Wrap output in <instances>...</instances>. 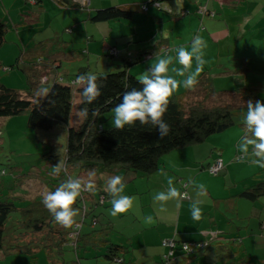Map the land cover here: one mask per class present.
I'll return each mask as SVG.
<instances>
[{"label":"crops","instance_id":"1","mask_svg":"<svg viewBox=\"0 0 264 264\" xmlns=\"http://www.w3.org/2000/svg\"><path fill=\"white\" fill-rule=\"evenodd\" d=\"M151 1L154 0H90L88 2L91 5L87 4L90 7L80 12L86 14L77 16L73 14V19L70 20L72 24L67 22L71 27L66 28L73 29L69 40L59 37L58 33L55 39L44 38L38 41V44L44 45V47L39 46V53L51 55L50 60L56 66L62 61L63 76L72 79V75L81 68H88L99 73L112 70L111 58L108 55L112 48L118 50L122 56H131L146 51L143 54L147 55L132 68L133 74L140 75L148 70L156 59L168 54L175 56V52L170 51L171 49L180 46L190 49L191 41L199 35L207 43V47L203 50L206 61L203 72H208L215 80L227 73L239 72L247 74L248 87L264 86V23L256 22L254 12L257 10V13H264L263 1L164 0L161 3L163 11H158L155 4L150 5ZM145 5L149 6L147 12L140 9ZM110 6L134 7L140 11L131 20L122 19L100 23L91 21V16L95 11ZM18 8L21 13L25 6ZM204 9L214 13L215 16L202 15L200 11ZM55 12L49 16L56 17ZM19 17L23 15L20 14ZM39 19V14H36L35 17L20 18V21L24 20L26 24H29ZM31 25L33 26L31 30H33L35 25L34 23ZM55 43L58 45L53 46L52 44ZM24 50L26 51L27 48ZM62 50L65 55L60 57L57 53L59 54ZM230 56L239 60L242 66L240 67L239 63L235 65L234 60L225 58ZM106 57L108 60L105 59ZM97 63H101L102 67ZM174 66L181 67L178 62ZM195 66L193 60V70ZM137 69L140 71H136ZM224 70L226 71L223 72ZM170 74L175 75L171 72ZM175 78L181 81L184 79L183 77ZM240 86L243 87V84ZM183 88L181 85L180 91ZM187 90L189 89L182 92L185 93ZM176 93L178 92H175L173 96ZM233 129L238 130L236 135L230 134V130ZM230 130L210 137L208 146L202 143L203 145L198 144L185 150L172 151V153L176 152L171 162L172 167H177L175 172L170 173L167 169L168 165L162 163L163 168L161 165L144 181L135 184L136 194L139 195L136 198V205L140 207L142 217L136 211L134 223L139 222L142 226H138L140 230L138 229L127 239L128 243L125 246H129L131 251L125 256L126 264H162L163 255L167 252L162 242L172 238L191 243L204 241L209 245L208 249L191 259H184L181 253H177L170 264H225L230 260H238L242 255L245 256L252 246L256 247L259 238L255 237V232L264 236V226L262 227L264 221L261 220L258 224L253 218L258 214L257 201H248L240 197L239 193L255 178L264 177V174H261L264 170L252 164L250 160L247 163L235 164V161H241L238 157L242 155L235 158V154L240 152L238 143L242 132L236 127ZM218 158L223 160L225 171L222 176L211 177L207 174V167ZM250 168H253V174L250 173ZM241 171L249 172V175L244 174L240 177ZM162 172L166 175H162ZM169 176L174 177L175 186L181 193L184 190L182 185H188L186 189L188 198L180 201L179 206H177V201L170 200L165 206L166 211L160 212V205L154 201L153 197L157 192L167 190ZM135 178L133 173L127 174L125 182H130ZM208 178L215 183L207 181ZM199 184L206 187L205 196H197L196 185ZM195 199L203 201L200 205L203 217L199 221L192 219L190 211L191 201ZM223 203L228 204L231 210L237 213L245 211L244 217L250 213L252 219L249 218L246 221L247 226H241L243 221L239 219L240 226L233 230L225 214L221 213ZM148 216L153 218L152 223H144ZM107 222L111 223L115 229V224L109 219L104 223ZM250 236H254V240L249 239ZM136 238H139L137 244L135 243ZM260 239H263L261 245H264V237ZM241 246L243 249L239 248ZM137 247L143 254L138 255L135 252ZM151 247L153 248L150 249ZM233 250L239 251L235 257ZM111 263L118 264L114 261Z\"/></svg>","mask_w":264,"mask_h":264},{"label":"trees","instance_id":"2","mask_svg":"<svg viewBox=\"0 0 264 264\" xmlns=\"http://www.w3.org/2000/svg\"><path fill=\"white\" fill-rule=\"evenodd\" d=\"M45 1L47 0H25L24 4L30 5V9L38 13V10L44 9ZM88 1L90 2V0H50L51 7L56 12L65 9L83 12L91 5ZM163 2L164 0H154L149 4H155L158 11H163L161 6ZM143 7H139L141 11L147 12L149 10V6L147 9ZM24 11H27V6L22 12ZM139 11L138 8L134 7L110 6L95 11L91 16V21L100 23L122 19L131 20ZM200 12L202 15L215 16L207 9ZM7 29V24L0 18V49L5 44ZM72 31V28H65L67 33ZM39 46L44 47L43 44H37L29 51L28 49L26 51L21 49L17 63L11 66L12 69L16 67L27 74L28 88L26 92L8 87L2 82L1 68L3 67L0 60V118L20 115L27 111L29 112L28 123L33 129L50 131L56 127L64 128L67 135L66 163L84 171L80 177L86 178L89 171H95L96 184L98 183L99 190L98 198H96L98 200H92L94 197H91V212H88L87 207L83 206L84 204L87 206V201L82 203V221L77 220L78 226L67 229L54 221L43 201L36 199L19 212L20 209L13 200L0 198V256L6 258L8 253L30 252L32 250L28 244L33 243L35 244L33 250L41 247L49 254L57 252L60 256L59 260L63 264V250L66 247H72L77 252L82 242L84 245H93L94 247L105 246L106 253H103L102 256L106 258L107 262L114 261L118 264H126L125 256L130 253L131 248L112 243L109 240L110 231L113 230L111 223H102L103 228L99 231L82 233V227L88 214L93 213L91 222L93 225H97L99 218L95 209L98 206L107 205L109 195L100 186L102 184L100 179L105 174L112 176L118 172L151 175L161 167L160 160L163 155L172 153L177 149L185 150L202 144L210 137L234 127L242 128L241 120L246 112V102L250 99L264 101V86L244 88L239 85L236 89L219 91L214 86L215 79L211 74L204 71L193 89L182 94H176L170 99L164 120L170 125L171 131L161 139L155 127L142 125L138 121L135 125L125 126L122 130L115 127L106 129L100 123L99 115L102 112L111 111L119 104L125 91L132 88H142V85L137 81L139 75L133 74L132 68L147 55H144L146 51L131 56H122L118 50L112 48L108 54L111 58L112 70L99 73L88 68H81L72 75V79H67L63 76L62 61L56 66L50 60L51 55L39 53ZM112 50H115L117 54H113ZM57 55L63 57L65 52L62 50ZM88 72H94L97 75L102 92L91 104L85 102L82 89L74 84L78 75ZM105 77L107 78L105 79ZM43 85H48L47 87L51 90L47 99L35 95V90ZM75 95L80 97L77 107L80 110L82 108L88 109L87 116H83L82 122L78 125L72 124ZM225 98L231 99L228 102L224 101ZM212 99L214 101L211 102ZM49 100L54 103H49ZM238 158L243 160L246 157L242 155ZM218 160L222 159H216L207 167V171L215 177L222 176L226 168L223 162V168L217 175L213 174L210 171L211 166ZM121 176L125 178V175ZM187 186V184L182 185L184 188L182 193H186ZM245 187L239 193L240 197L251 202L258 201L264 196V177L255 178ZM186 198L188 197L185 196L184 199ZM17 211L21 214L20 221L17 220ZM10 222H14V224L8 227ZM17 223L21 225L19 228H23L24 231L15 232ZM263 226L264 222L262 223ZM13 227L15 228L13 229ZM29 236L31 242L28 241ZM172 240L177 244L175 248L164 246V241L162 242V246L167 250L163 255L162 264H170L177 253H181L184 259L199 256L208 249L209 245L204 241L192 242L193 251L187 252L183 251L181 245L188 241L174 238ZM233 245L235 244L233 243ZM238 252L233 250V256L235 257ZM171 253H173V257L170 255ZM169 257L172 258L167 260L166 258ZM246 258L247 256L242 255L238 260H230L231 262L226 264L244 263ZM78 264H80L79 260Z\"/></svg>","mask_w":264,"mask_h":264},{"label":"rangeland","instance_id":"3","mask_svg":"<svg viewBox=\"0 0 264 264\" xmlns=\"http://www.w3.org/2000/svg\"><path fill=\"white\" fill-rule=\"evenodd\" d=\"M259 2H264V0H258ZM25 0H0V18L5 21L8 27V31L5 38V44L0 49V60L2 63L1 68V80L6 86L21 90L22 92H26L28 88L27 74L19 68H11V66L17 63L18 57L21 54V49L27 48L28 51L33 49L42 39H55V35L58 33L59 37L65 38V40H69V36L72 34L65 32L66 27L72 24L70 21L73 19L72 15L76 14H86L80 13L81 11H69L68 9L61 10L55 12L54 8L51 7L50 0L45 1V5L43 6V10H38V13L33 12V9H30L31 6L25 4ZM50 5V7H49ZM27 6V11L21 12L23 15L35 17L36 14H39V20L31 21L34 23L35 27L32 29L31 23L26 24L24 20L20 21V18L25 19V16L19 17L21 14L18 7ZM29 8V9H28ZM52 12V13H50ZM56 13V17L52 18L49 16L50 14ZM255 12V20L259 23H264V13L259 12L257 10ZM34 13V14H33ZM69 20V21H68ZM67 22H70L67 23ZM21 25V27H19ZM19 27V28H18ZM35 37V38H34ZM46 45V44H45ZM53 46H57L58 44H52ZM82 51V50H80ZM79 51V52H80ZM82 55V54H81ZM226 59L234 60L233 62L239 63V66H242V63L233 58V57H225ZM106 60L107 57L105 58ZM98 66L102 67L101 63H97ZM138 66V65H137ZM108 69V68H106ZM108 72L107 70H105ZM136 71H140L137 69ZM224 70L223 72H225ZM102 72V71H101ZM105 73V72H103ZM251 77V76H250ZM240 84H243L244 88H248L247 82V74H241L237 72L227 73L218 80L214 81V86L217 90H226V89H236ZM186 88H183L182 91H185ZM179 90L178 94L183 93ZM231 98H225L224 101H228ZM211 102L214 99L210 100ZM80 102L79 95H75V107L73 110L72 116V124L78 125L82 122L83 116L80 115V109L77 107V104ZM234 103V102H233ZM238 103V102H237ZM235 104V103H234ZM113 111L102 112L100 117V123L106 128L109 129L114 127L112 124L113 119ZM29 112H24L20 115L12 116V117H4L0 118V198L3 200L9 199L13 200V202L18 207L19 212L25 209L30 203L34 200L43 201L42 193L45 190L54 191L59 184L67 179L68 177H80L83 175L82 170L79 167L71 166L66 163V149H67V135L66 131L62 127H56L50 131H43L33 129L29 126L28 123ZM239 128L242 132L241 127ZM238 130L233 129L230 130V134L236 135ZM242 134V133H241ZM210 143L209 139L205 141L203 144ZM202 144V145H203ZM176 152L168 153L161 157V163H166L170 173L175 172L176 166H171L172 158L175 156ZM238 155H243L239 152L235 154V158ZM234 158V159H235ZM63 160L67 169V172H61L59 175H53L52 169L53 166L58 163L59 160ZM250 160L249 157L245 160L235 161V164L238 163H247ZM162 168H163V164ZM251 174H253V168H250ZM260 171V168H259ZM118 172L117 175H126L130 173ZM114 174V175H116ZM207 174L211 177H215L207 171ZM244 174L249 175V172L246 173L240 172V177ZM264 174V172H261ZM136 177L134 180L130 182H125V192L124 195L134 197V203L132 208L126 213L119 214L117 216H112L110 214L111 199L112 197L109 195L106 206H98L95 209L96 215H98L99 222L97 225H93L91 220L93 213L88 214L84 225L82 227V233H90L91 231H99L103 228L102 223L109 219L113 224H115L113 230L110 231L109 240L112 243L123 244L126 245L128 243L127 239L131 237L132 234L136 233L139 229L138 226H142L139 222L134 223L135 212L137 211L138 215H141V209L136 205V198L139 195L136 194V185L140 181H144L147 176L138 175L133 173ZM110 176L109 174H105L100 180H102V186L105 187L106 179ZM125 180V178H124ZM97 181V179H96ZM207 181L215 183L212 179ZM136 184V185H135ZM138 187V186H137ZM139 190L141 189L138 188ZM98 183L96 184V191L94 193L84 192L82 193V197L77 200V203L74 207L80 209V215L76 218L77 220L82 221V203H87V206L84 204L83 206L87 207L88 212H91V197L92 200L98 198ZM98 200V199H96ZM256 204L258 214L257 216H253L254 220L257 221L258 224L261 220L264 221V196L261 197ZM81 207V208H80ZM228 204L223 203V210L221 213L227 217L229 225H232L233 230H236L238 226H240V220L243 222L241 226H247L246 221L252 219L251 214H247L244 217V213L235 210H231ZM246 210V208L244 207ZM17 211V220L21 218V214ZM13 217V215H12ZM241 217V218H239ZM16 220V221H17ZM15 221V222H16ZM136 221V219H135ZM146 223V222H144ZM235 223V224H234ZM14 222L8 223V227H10ZM21 225L17 223V230L23 228H19ZM117 226V227H116ZM16 227V226H15ZM13 227V229L15 228ZM258 229V228H257ZM140 230V229H139ZM26 231V229H25ZM256 236L259 238V241L256 244V247H251L247 254L246 261L238 262L237 264H264V245H261L262 240L260 239L264 236H260L259 233L255 232ZM235 235V234H232ZM253 239L254 236H250ZM254 240V239H253ZM31 242V238L29 236L28 239ZM139 241V238L135 239V243ZM25 245V244H24ZM35 244H28V247L31 248L32 251H21L16 252L14 254L8 253L9 255L6 258L0 256V264H61L59 260L60 256L57 252L53 254H49L44 248H35L33 250ZM151 247L150 249H152ZM243 249V246L239 247ZM55 249V248H54ZM56 250V249H55ZM134 251V250H133ZM236 251V250H234ZM63 256V264H78V260L80 264H113L108 263L103 253H106L105 246L98 245L94 247L93 245H84L82 242L80 244V248L76 252L72 247H66L64 250ZM135 252L139 254H143L142 251H139L138 247ZM244 250L242 251V253ZM225 253V252H223ZM222 253V254H223ZM231 262V261H230ZM226 264V263H225Z\"/></svg>","mask_w":264,"mask_h":264},{"label":"clouds","instance_id":"4","mask_svg":"<svg viewBox=\"0 0 264 264\" xmlns=\"http://www.w3.org/2000/svg\"><path fill=\"white\" fill-rule=\"evenodd\" d=\"M207 47L202 36H195L190 44V49L180 46L170 51L175 52V56L168 54L162 56L152 66L137 77V81L142 88H132L125 91L121 102L113 109L112 124L116 129H124L125 126L135 125L138 121L142 125H152L162 138L171 131L170 125L164 120L165 113L171 97L179 90L181 85L186 89H193L198 83V77L204 70L206 61L203 50ZM195 61V69L192 64ZM181 67H175V63ZM171 66V67H170ZM174 73L175 75H171ZM175 77H183L178 80ZM107 77H105L106 79ZM74 84L82 89V96L86 103H93L101 94V85L94 72L78 75ZM50 88L41 86L35 90V95L47 99L50 95ZM49 103H54L49 100ZM88 109L82 108L81 116H87ZM242 134L239 137L238 150L245 157L250 158V162L260 168H264V101L248 100L246 102V112L241 120ZM67 172L63 160H59L53 166L52 174L59 175ZM166 175L165 173H161ZM125 180L121 175L108 176L104 191L111 199L110 214L117 216L129 211L134 203V197L124 195ZM197 196L206 195V187L203 184L196 185ZM96 191V173L89 171L86 178L68 177L63 180L54 191L45 190L42 193L43 204L52 214L54 221L60 226L71 229L78 226L77 217L80 209L74 207L77 200L82 197V193H94ZM186 196L175 186L174 177L167 178V190L157 192L153 199L160 205L159 211H166V204L170 200L177 201L179 206ZM201 199L191 201L190 211L193 220L199 221L203 217ZM153 218H145L146 223H152ZM187 251V246L185 247Z\"/></svg>","mask_w":264,"mask_h":264},{"label":"built area","instance_id":"5","mask_svg":"<svg viewBox=\"0 0 264 264\" xmlns=\"http://www.w3.org/2000/svg\"><path fill=\"white\" fill-rule=\"evenodd\" d=\"M144 9H147V6H144L143 7ZM112 53L113 54H117V52L115 50H112ZM223 168V161L222 160H218L214 165L211 166V169L210 171L217 175L218 172ZM164 246H167V247H170V248H175L176 247V242L172 239L170 240H165L163 242ZM204 245V244H202ZM187 246V252H192L193 251V244L192 243H188V242H185V243H182L181 247L183 249V251H185V247ZM172 257H173V253L170 254ZM172 257H169V258H166L167 260H169L170 258Z\"/></svg>","mask_w":264,"mask_h":264}]
</instances>
